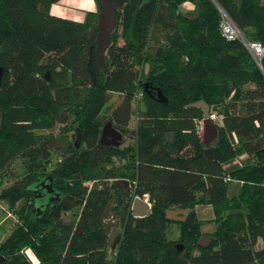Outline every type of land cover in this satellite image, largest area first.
<instances>
[{
    "label": "trees",
    "instance_id": "trees-1",
    "mask_svg": "<svg viewBox=\"0 0 264 264\" xmlns=\"http://www.w3.org/2000/svg\"><path fill=\"white\" fill-rule=\"evenodd\" d=\"M59 1L0 0V202L14 219L0 238L1 264H33L24 249L37 264H264V52L255 59L220 32L224 13L264 50V0H112L104 68L95 57L97 0L83 22L52 16ZM187 2L189 16L180 10ZM113 93L120 100L106 115ZM199 101L222 109L216 141L201 138L203 112L188 106ZM107 122L122 135L118 147L100 144ZM56 125L66 146L55 145ZM242 155L243 165H228ZM43 176L67 201L37 219L27 186ZM120 180L131 185L125 193ZM231 182L240 188L229 197ZM144 194L151 213L134 217L131 198ZM199 205L211 206L212 220L198 219ZM167 210L188 214L175 222ZM110 212L121 234L109 259Z\"/></svg>",
    "mask_w": 264,
    "mask_h": 264
},
{
    "label": "water",
    "instance_id": "water-1",
    "mask_svg": "<svg viewBox=\"0 0 264 264\" xmlns=\"http://www.w3.org/2000/svg\"><path fill=\"white\" fill-rule=\"evenodd\" d=\"M142 4H145L148 0H140ZM99 5V13L97 18V35H96V51L95 57L98 65L101 68L105 67V52L109 45L110 35L115 28L116 19L114 15V7L112 0H97ZM145 69H148V65L145 66ZM2 69L0 68V75ZM144 92L147 94L155 95L159 100L163 101L161 94L158 91L152 90L148 83H145L143 86ZM189 107L200 108L203 112V120H202V131H203V142L208 143L215 139L218 134L217 127L213 122L212 118L209 115V107L203 102L199 101L194 104L188 105ZM139 109L141 112H145V104L144 102L139 103ZM166 137L172 138V134L166 135ZM80 134L79 131H76V142L79 143ZM122 141V135L120 132L112 126L111 122H107L101 130L100 134V144L118 147ZM124 191H126V186H128V182L120 180L117 183ZM58 198V197H56ZM131 212L134 217L142 218L147 217L151 213V208L142 201L140 198H134L131 205ZM188 214V210H167L165 212V217L168 220H172L175 222H182L185 220ZM81 229V228H80ZM209 237H203L199 244L201 246H207L210 242ZM117 241V239H116ZM116 241L112 246V250L116 245ZM4 260L2 256H0V264Z\"/></svg>",
    "mask_w": 264,
    "mask_h": 264
},
{
    "label": "rangeland",
    "instance_id": "rangeland-1",
    "mask_svg": "<svg viewBox=\"0 0 264 264\" xmlns=\"http://www.w3.org/2000/svg\"><path fill=\"white\" fill-rule=\"evenodd\" d=\"M187 3H190V2H187ZM182 5L180 7V10L183 14L189 16L193 13V11L191 13L184 12L182 10ZM174 41H178L177 35L175 37L171 38V40H169L170 43H173ZM119 44H121V41H119ZM145 71L146 72L149 71V65H148V69L147 70L145 69ZM119 100H120V97L118 95H111V94L109 95L108 101L105 105V114L106 115L109 112V109H107V108H110V107L116 105L119 102ZM221 110H222L221 108H218L215 111L214 110L211 111L209 108V115H210V117H212L213 122L218 127L222 125ZM137 122H138V115H137L136 111H134L133 116L131 117V120L129 122L128 129L134 130L136 125H137ZM60 129H61V127L59 125H56L55 127H53L49 131L50 133L53 134L54 139H56L55 145L58 148L63 146V145L66 146L68 143L65 139L62 138V134L60 133V131H61ZM200 131H201V138L203 140L202 122L200 124ZM217 136H218V134H217ZM69 139H70V134H69ZM216 140H217V137L215 139H213L212 141H216ZM212 141H210V142H212ZM128 142H129V140L124 139L121 147L126 146L128 144ZM57 156H58L57 153L56 154L53 153L51 155V160L53 161V163L56 161ZM246 160H247L246 155L238 156V157H235L234 159H232L228 165H243L246 162ZM17 165H18V162L15 161L11 165V169H15ZM86 184L91 186L92 182H87ZM239 188H240V183H238V182L229 183V189H228L229 197L236 195L239 191ZM131 204H132V202H131ZM130 208H131V206H130ZM195 213H196L198 219H200V220H212L214 217L213 216V210H212L211 206H209V205L196 206L195 207ZM12 215H13V212L10 209H8L7 205L3 202H0V238L4 237L8 233L9 228H10L12 222L14 221ZM118 220L119 219L116 218L114 212L107 213L105 218H104V223L108 227V258L109 259L113 256L112 250L110 248L112 247V245L114 244V242L117 239L116 245L114 248V249H116V246H117V243L119 241L120 234H121V228H120V224L118 223ZM214 227H215L214 223H208V224L201 227V231L205 235H208L214 230ZM79 230H81V229H79ZM169 230H171V232H172V234H170V238L172 240H176L178 237V226L176 224H170ZM24 253L32 261L33 264L38 263L37 259L34 257L32 252L29 251V249H24Z\"/></svg>",
    "mask_w": 264,
    "mask_h": 264
},
{
    "label": "flooded vegetation",
    "instance_id": "flooded-vegetation-1",
    "mask_svg": "<svg viewBox=\"0 0 264 264\" xmlns=\"http://www.w3.org/2000/svg\"><path fill=\"white\" fill-rule=\"evenodd\" d=\"M27 190L32 194V199L27 201L25 205L29 206L32 215L37 219L45 216L55 203L65 205L67 201L52 187V178L49 176L39 177L34 183L27 186ZM125 190L123 189L124 193L127 192L128 186Z\"/></svg>",
    "mask_w": 264,
    "mask_h": 264
},
{
    "label": "crops",
    "instance_id": "crops-1",
    "mask_svg": "<svg viewBox=\"0 0 264 264\" xmlns=\"http://www.w3.org/2000/svg\"><path fill=\"white\" fill-rule=\"evenodd\" d=\"M194 6L191 3H185L182 5L184 12L191 13ZM97 3L95 0H60L59 2L51 5L49 12L52 16H56L62 19L83 22L87 13L96 12ZM118 95V94H111Z\"/></svg>",
    "mask_w": 264,
    "mask_h": 264
},
{
    "label": "built area",
    "instance_id": "built-area-1",
    "mask_svg": "<svg viewBox=\"0 0 264 264\" xmlns=\"http://www.w3.org/2000/svg\"><path fill=\"white\" fill-rule=\"evenodd\" d=\"M220 32L222 36L229 41L240 40L255 59L261 58L262 52H264L261 46L258 43H251V42L245 41L240 31L237 29L234 23L224 13H221ZM138 98L139 96H137V99ZM129 187H131V185L128 183V189ZM137 197L140 198L145 203H147V205L151 208V202L149 201V197L147 194H144L141 197L133 195L131 198V202H133L134 198H137Z\"/></svg>",
    "mask_w": 264,
    "mask_h": 264
}]
</instances>
